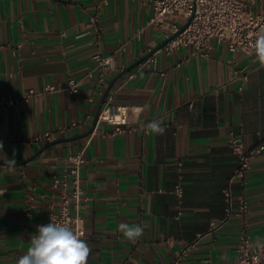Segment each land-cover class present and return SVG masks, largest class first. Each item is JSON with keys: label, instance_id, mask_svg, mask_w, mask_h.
Returning a JSON list of instances; mask_svg holds the SVG:
<instances>
[{"label": "crops", "instance_id": "0c3cea01", "mask_svg": "<svg viewBox=\"0 0 264 264\" xmlns=\"http://www.w3.org/2000/svg\"><path fill=\"white\" fill-rule=\"evenodd\" d=\"M256 7L264 12V0ZM95 12L100 39L88 25ZM152 13L150 0H0V94L79 79L76 94L59 89L0 106V138L20 137L3 142L9 158L16 150V165L9 169L0 163V189H7L0 196V264H16L37 226L50 222L57 198L53 176H63L67 154L82 147L86 199L80 213L82 239L91 248L88 264H171L191 243L184 264H235L243 231L256 246L264 245V150L253 159L247 182L232 183L229 217L224 192L238 164L230 131L248 148L264 137V67L255 53L232 51L216 41L208 56L192 54L191 45L159 50L157 68L145 58L110 91L116 103L131 106L127 130L112 133L114 124L95 121L115 75L172 34L149 22ZM99 50L117 54L118 70L105 82L94 69ZM237 68L248 78L235 75ZM74 119L80 124L73 129L50 140L33 139ZM152 120L164 122L163 135L144 128ZM177 157L184 161L181 201L174 192ZM242 195L249 205L244 214L239 213ZM121 222L141 225L143 235L127 240L118 230Z\"/></svg>", "mask_w": 264, "mask_h": 264}, {"label": "built area", "instance_id": "2783aa9c", "mask_svg": "<svg viewBox=\"0 0 264 264\" xmlns=\"http://www.w3.org/2000/svg\"><path fill=\"white\" fill-rule=\"evenodd\" d=\"M108 0H103L107 2ZM153 13L150 16V23L163 24L172 34L169 39L158 50L150 54L146 62L149 66L157 68L158 51L166 53L173 52L181 45H191L192 54L208 56L211 53L213 41L225 43L232 51H244L255 53L252 48L255 33L259 28L264 27V12L257 10L258 0H150ZM183 19L184 22H180ZM88 25L92 27L98 38L102 36V25L100 15L95 12L90 15ZM141 31H138L139 34ZM1 45V43H0ZM121 48V46H120ZM96 60L94 69L98 72V81L105 82L108 73L116 72L117 54L116 51L104 54L97 51L94 54ZM235 75L244 79L248 78L245 69L237 68ZM59 89L68 90L71 93H78L79 79L69 77L66 85L61 86L54 83H47L43 89L30 88L20 94L1 93L0 106L19 105L23 101H29L33 96L44 95L50 91ZM85 99H91L85 96ZM131 106L118 104L114 101L113 95L109 93L104 101L98 120H105L115 125L112 133L124 132L127 130ZM80 124V120L74 119L55 130H45L34 136V140H50L61 131L70 130ZM145 128V125H144ZM146 129V128H145ZM0 138V141L19 139ZM228 143L237 155L238 164L236 171L230 177L224 189L227 202L226 215L229 217L234 211L232 183L239 179L243 184L247 182V173L252 167L253 159L264 150V137L252 147H246L243 137L230 131ZM86 162L85 147L66 156V171L63 176L55 174L52 179V188L57 191V198L51 204L49 217L52 221L71 226L77 234H85L84 218L80 213V207L86 196L82 184V169ZM177 179L174 192L181 201L184 195V161L181 157L176 158ZM30 200L33 195L27 194ZM180 205V204H179ZM249 210L248 201L244 195L240 197L239 213L244 214ZM193 243L183 246L178 250L175 259L171 264H184L183 256ZM237 262L235 264H264V245L256 246L248 232L243 231L236 245ZM204 264H230L214 263L209 261Z\"/></svg>", "mask_w": 264, "mask_h": 264}, {"label": "clouds", "instance_id": "9594fccd", "mask_svg": "<svg viewBox=\"0 0 264 264\" xmlns=\"http://www.w3.org/2000/svg\"><path fill=\"white\" fill-rule=\"evenodd\" d=\"M251 46L260 66L264 67V27L255 33ZM145 128L156 135H163L167 130L162 120H152ZM15 156L16 150L13 149L12 158H9L4 152L3 142L0 141V163L13 169L16 165ZM6 191V188L0 189V196ZM118 230L132 242H136L143 235V227L138 224L129 225L121 222ZM36 232L37 235L30 238V246L26 253L16 261V264H88L91 248L82 239L81 234H77L71 226L50 219L48 224L37 226Z\"/></svg>", "mask_w": 264, "mask_h": 264}, {"label": "water", "instance_id": "95a60500", "mask_svg": "<svg viewBox=\"0 0 264 264\" xmlns=\"http://www.w3.org/2000/svg\"><path fill=\"white\" fill-rule=\"evenodd\" d=\"M168 39H169V38H168ZM168 39H166V41H167ZM166 41H165V42H166ZM165 42H163V43L161 44V46L164 45ZM154 50H156V49H153L152 51H150L149 53H147L145 56H143L142 58L138 59V60L135 61L133 64H131L129 67H127L126 69L120 71V72H119L117 75H115V77L109 82V84H108V86H107V88H106V90H105V93H104V95H103V98L101 99V102H100V104H99V108H98V111H97V114H96L95 121L98 120L99 113H100V111H101L102 105H103L104 101L106 100L107 96L109 95V93H110V91H111V89H112V87H113L115 81L117 80V78H119L123 73H125V72L128 71L129 69H131L134 65H136L137 63H139V62H141L142 60H144L145 58H147L150 54H152V53L154 52ZM93 129H94V125H93V127H91V129H90L89 131H87V132L81 134L80 136H84V135L90 133ZM72 138H74V137H72ZM55 141H56V140H55ZM52 142H54V141H52Z\"/></svg>", "mask_w": 264, "mask_h": 264}, {"label": "rangeland", "instance_id": "374dc122", "mask_svg": "<svg viewBox=\"0 0 264 264\" xmlns=\"http://www.w3.org/2000/svg\"><path fill=\"white\" fill-rule=\"evenodd\" d=\"M181 22H184V20H183V19H181Z\"/></svg>", "mask_w": 264, "mask_h": 264}]
</instances>
